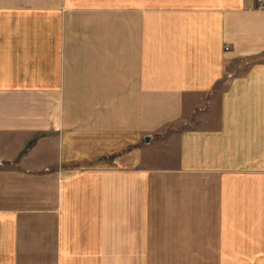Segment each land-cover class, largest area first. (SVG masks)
Here are the masks:
<instances>
[{
  "label": "crops",
  "instance_id": "1",
  "mask_svg": "<svg viewBox=\"0 0 264 264\" xmlns=\"http://www.w3.org/2000/svg\"><path fill=\"white\" fill-rule=\"evenodd\" d=\"M0 264H264V7L0 0Z\"/></svg>",
  "mask_w": 264,
  "mask_h": 264
},
{
  "label": "built area",
  "instance_id": "2",
  "mask_svg": "<svg viewBox=\"0 0 264 264\" xmlns=\"http://www.w3.org/2000/svg\"><path fill=\"white\" fill-rule=\"evenodd\" d=\"M258 5L261 7L264 4V0H256Z\"/></svg>",
  "mask_w": 264,
  "mask_h": 264
},
{
  "label": "water",
  "instance_id": "3",
  "mask_svg": "<svg viewBox=\"0 0 264 264\" xmlns=\"http://www.w3.org/2000/svg\"><path fill=\"white\" fill-rule=\"evenodd\" d=\"M151 140V137H147L146 138V142L149 143V141Z\"/></svg>",
  "mask_w": 264,
  "mask_h": 264
},
{
  "label": "rangeland",
  "instance_id": "4",
  "mask_svg": "<svg viewBox=\"0 0 264 264\" xmlns=\"http://www.w3.org/2000/svg\"><path fill=\"white\" fill-rule=\"evenodd\" d=\"M261 7H264V4Z\"/></svg>",
  "mask_w": 264,
  "mask_h": 264
}]
</instances>
